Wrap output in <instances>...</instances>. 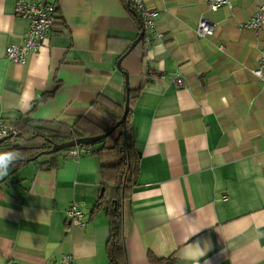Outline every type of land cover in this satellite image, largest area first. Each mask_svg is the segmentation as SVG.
Returning a JSON list of instances; mask_svg holds the SVG:
<instances>
[{"label":"crops","instance_id":"0c3cea01","mask_svg":"<svg viewBox=\"0 0 264 264\" xmlns=\"http://www.w3.org/2000/svg\"><path fill=\"white\" fill-rule=\"evenodd\" d=\"M229 1L212 10L206 0H144L163 36L132 49L141 25L122 0H60L43 47L18 64L6 47L23 42L28 20L16 0H0L5 123L109 131L117 119L97 100L125 110L128 75L140 153L125 206L131 264H151L150 252L172 264H264V67L252 72L264 25L240 27L264 0ZM203 15L216 24L204 38ZM110 183L92 151L11 164L0 178V264H110V219L105 207L93 213ZM73 201L84 225L68 223Z\"/></svg>","mask_w":264,"mask_h":264},{"label":"trees","instance_id":"16d2710c","mask_svg":"<svg viewBox=\"0 0 264 264\" xmlns=\"http://www.w3.org/2000/svg\"><path fill=\"white\" fill-rule=\"evenodd\" d=\"M122 2L134 15L141 25V30H143L139 13L131 5L130 0H122ZM133 95L134 92L130 90V110L127 120L111 132L112 134L116 130L119 131L113 145L108 146L106 144L108 137L80 145L92 147V152L100 157L104 176L111 181L109 185L105 186L104 192L93 209V213H96L105 207L110 219V236L106 244L110 264H131L127 248L125 206L136 184L140 159V153L135 149L129 121ZM102 99L100 97L97 104L114 115L117 121L121 119L124 110L108 100L105 104ZM15 125L17 133L0 141V153L11 151L19 154L20 158L12 164L35 160L45 154V151L52 149L57 143L91 136L78 126L49 122L36 123L25 118L16 122ZM66 150L63 151L66 152ZM149 261L151 264H172L173 259L161 258L150 252Z\"/></svg>","mask_w":264,"mask_h":264},{"label":"built area","instance_id":"2783aa9c","mask_svg":"<svg viewBox=\"0 0 264 264\" xmlns=\"http://www.w3.org/2000/svg\"><path fill=\"white\" fill-rule=\"evenodd\" d=\"M131 5L139 13L144 33V42L150 44L153 38H161L163 35L157 28L158 12L146 5L144 0H130ZM209 8L216 10L218 7L230 6L229 0H206ZM60 0H16L15 13L17 16L28 20V28L21 44H10L6 47V58L14 63L25 64L31 55L37 53L44 45L46 39L53 30L58 18ZM264 25V2H261L257 11L245 22L240 24L242 28L260 30ZM216 24L205 15L201 16L198 24V36L204 38L211 35ZM264 67V54L259 57L258 66L253 69V73L261 77ZM17 133L15 124L5 123L0 119V140ZM92 147L75 146L66 150L69 158L80 157L84 153H90ZM66 216L71 226L84 225L85 213L81 204L73 201L67 208ZM66 261H71V256L65 257Z\"/></svg>","mask_w":264,"mask_h":264},{"label":"water","instance_id":"95a60500","mask_svg":"<svg viewBox=\"0 0 264 264\" xmlns=\"http://www.w3.org/2000/svg\"><path fill=\"white\" fill-rule=\"evenodd\" d=\"M144 31L142 30L141 33L139 34L138 38L135 40V42L132 44L131 48L133 49L134 47H136L138 44H141L144 42ZM127 77V94H126V104H125V110L124 113L121 117V119H119L115 125L110 129V131H107L105 133H101L98 135H94V136H88L85 138H76L70 141H66L64 143H57L53 146L52 149L45 151V154H50V153H57L66 149H69L71 147H75V146H79L82 144H88V143H92L95 140H101L104 138H107L112 131H114L116 128H118L122 123H124L127 120L128 114H129V110H130V86H129V78L128 75L126 74ZM1 141V140H0ZM102 192H104V188L102 189Z\"/></svg>","mask_w":264,"mask_h":264},{"label":"clouds","instance_id":"9594fccd","mask_svg":"<svg viewBox=\"0 0 264 264\" xmlns=\"http://www.w3.org/2000/svg\"><path fill=\"white\" fill-rule=\"evenodd\" d=\"M19 158V154L15 152L0 153V178L8 175L9 166Z\"/></svg>","mask_w":264,"mask_h":264}]
</instances>
